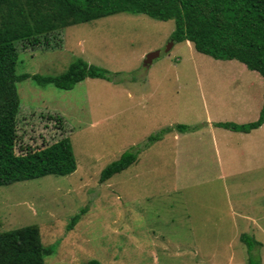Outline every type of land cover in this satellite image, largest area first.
I'll use <instances>...</instances> for the list:
<instances>
[{
	"label": "rangeland",
	"instance_id": "obj_1",
	"mask_svg": "<svg viewBox=\"0 0 264 264\" xmlns=\"http://www.w3.org/2000/svg\"><path fill=\"white\" fill-rule=\"evenodd\" d=\"M174 30L173 20L120 13L68 27L58 47L17 44L18 75L58 76L82 58L111 80L72 90L17 84L16 152L69 136L77 170L0 187V233L37 225L42 243L56 246L46 264H264V125L250 134L214 125L257 121L264 79L174 44ZM177 125L195 130L146 147ZM142 148L135 165L100 183L105 167ZM245 234L258 242L252 253Z\"/></svg>",
	"mask_w": 264,
	"mask_h": 264
},
{
	"label": "trees",
	"instance_id": "obj_2",
	"mask_svg": "<svg viewBox=\"0 0 264 264\" xmlns=\"http://www.w3.org/2000/svg\"><path fill=\"white\" fill-rule=\"evenodd\" d=\"M120 13L146 15L165 22L173 20L175 30L171 41L174 44L190 42L198 53L215 60L238 61L264 79V0H0V187L51 175L68 176L77 170L69 136L43 149L27 147L19 154L16 152L21 110L19 82L31 78L40 86L72 90L86 79L111 80L107 69L82 58L58 76L18 75L17 44L27 48L58 47L68 27ZM214 125L234 133L250 134L264 125V107L255 122ZM192 130L195 129L187 125L164 128L149 138L146 147L173 131ZM142 151L143 148L126 152L105 167L100 183L135 165ZM86 211L71 219L68 231L74 229ZM241 240L247 244L249 253L258 245L246 234ZM54 252L55 245L42 243L37 225L0 233V264H46L45 258ZM88 264L102 263L93 259ZM249 264L262 263L251 259Z\"/></svg>",
	"mask_w": 264,
	"mask_h": 264
},
{
	"label": "water",
	"instance_id": "obj_3",
	"mask_svg": "<svg viewBox=\"0 0 264 264\" xmlns=\"http://www.w3.org/2000/svg\"><path fill=\"white\" fill-rule=\"evenodd\" d=\"M172 44L173 43H171L170 46L167 48L168 51ZM159 56H160V52H153V53L148 54L144 62L145 67L151 66L153 64V61Z\"/></svg>",
	"mask_w": 264,
	"mask_h": 264
}]
</instances>
